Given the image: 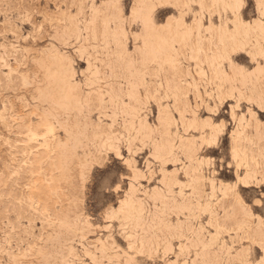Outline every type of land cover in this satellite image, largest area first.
<instances>
[{
    "label": "snow or ice",
    "instance_id": "1",
    "mask_svg": "<svg viewBox=\"0 0 264 264\" xmlns=\"http://www.w3.org/2000/svg\"><path fill=\"white\" fill-rule=\"evenodd\" d=\"M21 13L0 30V145L10 121L52 141L59 186H13L0 264H264V0Z\"/></svg>",
    "mask_w": 264,
    "mask_h": 264
},
{
    "label": "rangeland",
    "instance_id": "2",
    "mask_svg": "<svg viewBox=\"0 0 264 264\" xmlns=\"http://www.w3.org/2000/svg\"><path fill=\"white\" fill-rule=\"evenodd\" d=\"M29 0H0V30L4 29L5 22L9 29L16 26L21 13V8L25 6ZM167 11V10H164ZM6 14V15H5ZM171 14V13H168ZM2 103V98H0ZM11 131V148L5 149L0 145V225L4 221L3 209L10 205L12 209L16 210L15 200H8L9 195L15 196L14 185L20 182L31 181L34 185L39 184L41 190L47 187V181H53L55 186H59V177L55 175L56 168L60 165V154L56 149H51L52 141H47L43 145L40 144H25L27 132L29 131L28 125L24 122L10 121ZM5 134L0 132V138H4ZM37 145V146H35ZM40 148L39 153L34 152L33 148ZM27 152L29 155L25 156ZM28 161V168H24L20 177H11L14 171H20L23 161ZM44 162L45 168L43 175H37L34 179L29 175L31 166ZM5 164L7 167H5ZM38 171V169H37ZM9 185L5 188L4 185ZM7 202V205H6ZM67 203L64 204L66 209ZM37 232L41 231L39 224L34 225Z\"/></svg>",
    "mask_w": 264,
    "mask_h": 264
},
{
    "label": "bare ground",
    "instance_id": "3",
    "mask_svg": "<svg viewBox=\"0 0 264 264\" xmlns=\"http://www.w3.org/2000/svg\"><path fill=\"white\" fill-rule=\"evenodd\" d=\"M35 146H37V145H35ZM35 146H34V147H35Z\"/></svg>",
    "mask_w": 264,
    "mask_h": 264
}]
</instances>
